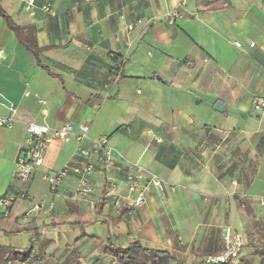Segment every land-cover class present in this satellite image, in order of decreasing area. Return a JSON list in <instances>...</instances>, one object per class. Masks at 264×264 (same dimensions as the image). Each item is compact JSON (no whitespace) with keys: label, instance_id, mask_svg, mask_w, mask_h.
<instances>
[{"label":"crops","instance_id":"1","mask_svg":"<svg viewBox=\"0 0 264 264\" xmlns=\"http://www.w3.org/2000/svg\"><path fill=\"white\" fill-rule=\"evenodd\" d=\"M28 1L0 0V6L39 46L52 47L40 52L38 63L0 16V93L10 101L0 103V115H13L11 126H0V198H14L8 209L0 203V233L31 237L13 248L31 245L44 256L41 264H80L72 257L75 248L85 262L84 240L114 264L100 251L109 238L123 247L134 238L196 263L219 251L221 242L209 239L218 232L220 240L222 228L231 226L241 238L237 258L248 259L247 224L261 226L264 218L256 214L264 209L258 202L264 195V111L251 107L253 94H264V0ZM176 7L171 22L165 15ZM189 58L194 66L184 63ZM216 101L222 110L213 107ZM29 121L51 127L85 122V145L104 136L115 154L162 178L163 197L150 189L140 207L104 205L97 212L72 197L71 175L49 194L43 174L74 159L73 138L53 140L42 165L19 181L15 160ZM103 172L120 177L113 165L98 166L90 176L93 200ZM255 186L261 192L251 199ZM71 207L80 217L67 219ZM80 222L87 238L75 232Z\"/></svg>","mask_w":264,"mask_h":264},{"label":"built area","instance_id":"2","mask_svg":"<svg viewBox=\"0 0 264 264\" xmlns=\"http://www.w3.org/2000/svg\"><path fill=\"white\" fill-rule=\"evenodd\" d=\"M181 3H185V0H181ZM32 5L33 1L29 0L28 6ZM41 8L50 11L47 4L42 5ZM177 15L178 9L176 7L167 12L165 16L172 22ZM135 23H141V19H136ZM135 23L127 24L126 31L129 32ZM250 45H253V42H250ZM2 58L3 53L0 50V62ZM204 60L207 59L204 58ZM124 61L125 59L122 58L117 64L111 83L114 84L121 76V65ZM184 63L188 66H194L195 64L194 60L190 58L186 59ZM39 101L43 102L40 98ZM251 107L254 111L262 113L264 111V94H253ZM12 120V114L8 116L0 115V126H11ZM87 132L88 124L85 122H80L74 126L67 121L55 127H51L46 123L26 122L22 151L15 160L14 177L21 182L27 181L32 173L42 165L44 151L53 140L68 142L73 138L76 143L74 159L65 162L56 170L47 171L43 174L48 192L54 193L57 191L65 179L71 175L75 180V186L71 190L72 197L77 200H86L90 208L96 207V203L100 198L104 199V205L123 209L137 208L142 206L144 193L150 189L163 197L164 183L157 173L139 167L136 163L115 154L104 136L93 140L89 145H85L84 141L88 138ZM116 157L117 160H115ZM109 165H113L117 175L124 182V191L119 190L120 177H106L103 172L104 182L96 198L97 200H93L91 197L95 189L90 176L98 166L101 170H106ZM20 196L25 197L26 193L21 191ZM13 199V197L6 196L0 199V203L6 207L12 203ZM258 202L261 206H264V195L258 197ZM51 206L52 203L49 207ZM38 207L39 205H35V209ZM220 242L222 248L215 254L205 256V262L227 263L239 256L238 248L241 244V238L233 231L231 226L222 228Z\"/></svg>","mask_w":264,"mask_h":264},{"label":"trees","instance_id":"3","mask_svg":"<svg viewBox=\"0 0 264 264\" xmlns=\"http://www.w3.org/2000/svg\"><path fill=\"white\" fill-rule=\"evenodd\" d=\"M0 16L4 20L6 26L13 32L16 40L21 43L24 48L29 50L35 57L36 61L40 63L39 54L41 51L48 49L52 46H39L36 40L27 34L23 26L18 25L14 22L13 18L0 6ZM3 198V196L1 197ZM0 198V199H1ZM105 204L103 198H100L96 203V211L100 212ZM9 206H6L8 209ZM77 214V208L71 207L68 209V214ZM78 216V214H77ZM83 222H80V226ZM217 232V231H216ZM83 235V233H81ZM31 239V237H30ZM211 242L218 243V232L213 233L212 238L209 239ZM222 248V243L216 247L217 250ZM216 250V251H217ZM100 251L103 254L109 255L114 258V264H249L248 261L243 258H239L237 262H227V263H207L204 259L199 260L196 263H186L182 259L175 256L167 248H151L143 246L139 240L131 239L127 246H120L116 242L108 239L106 244L100 247ZM209 254L207 255H210ZM44 256L39 252L35 251L30 245L28 249L17 251L12 247H4L0 244V263L6 264L13 261L23 262L25 264H41ZM205 258V257H204Z\"/></svg>","mask_w":264,"mask_h":264},{"label":"rangeland","instance_id":"4","mask_svg":"<svg viewBox=\"0 0 264 264\" xmlns=\"http://www.w3.org/2000/svg\"><path fill=\"white\" fill-rule=\"evenodd\" d=\"M254 194H252L251 199H255L257 195L260 194L261 192V188L255 186L253 188ZM51 194V193H49ZM93 211H95V207L94 208H90ZM260 213V215L262 214L264 216V209H261L260 211L257 210L256 214ZM258 215V214H257ZM75 217H80L77 216L76 213H70L67 216V219H74ZM261 227L260 223H258L257 221H254L252 224L249 223L247 224V239L249 240V243H245L246 246L250 247L252 249V252H250L249 258H243L244 260L248 261L249 264H264V218L261 221ZM82 229H83V225L79 226L78 228L75 229L76 234H79V239L80 238H87V235H81L82 233ZM238 231H240V233H243V236L245 237L243 240H246V233L245 230L243 228V226L240 224L238 226ZM1 234V233H0ZM24 236V237H23ZM42 236V235H41ZM20 240V241H19ZM30 237L28 235H22L20 236H14L13 234L11 235H0V244L3 245L4 247H12L14 246V244L17 243H22L21 245H26L30 243ZM77 241V240H76ZM247 241V240H246ZM33 243V242H32ZM82 246V251H85L87 248V253L85 256L88 255V259H85V262L82 260V257L78 256V254L76 253V248L74 249V251L72 252V257L77 259L80 261V264H110L108 261H104L102 259V257L100 255H102L101 253L97 252L98 249V245H94L91 246V244H89L87 246V242L86 240H84L83 242H79ZM91 246V247H90ZM100 246V243H99ZM237 260H239L238 258H235L233 260V262H237ZM69 262V260H68ZM1 264V263H0ZM8 264V263H6ZM9 264H14V262H11ZM70 264V263H69Z\"/></svg>","mask_w":264,"mask_h":264},{"label":"water","instance_id":"5","mask_svg":"<svg viewBox=\"0 0 264 264\" xmlns=\"http://www.w3.org/2000/svg\"><path fill=\"white\" fill-rule=\"evenodd\" d=\"M0 103L6 106H10V101L5 96H3L1 93H0ZM213 107L217 110H222V103L220 101H216Z\"/></svg>","mask_w":264,"mask_h":264}]
</instances>
